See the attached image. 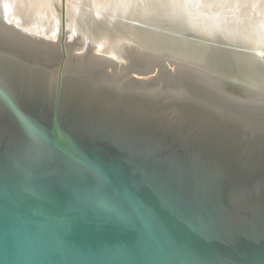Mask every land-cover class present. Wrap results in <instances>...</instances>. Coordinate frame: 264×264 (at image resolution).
<instances>
[{
	"label": "water",
	"instance_id": "water-1",
	"mask_svg": "<svg viewBox=\"0 0 264 264\" xmlns=\"http://www.w3.org/2000/svg\"><path fill=\"white\" fill-rule=\"evenodd\" d=\"M4 1L0 264H264V47L96 11L70 36L65 0L57 41Z\"/></svg>",
	"mask_w": 264,
	"mask_h": 264
},
{
	"label": "bare ground",
	"instance_id": "bare-ground-1",
	"mask_svg": "<svg viewBox=\"0 0 264 264\" xmlns=\"http://www.w3.org/2000/svg\"><path fill=\"white\" fill-rule=\"evenodd\" d=\"M16 0H5L6 3H14L9 7V20H17L18 24L25 23L32 30L40 31L48 35H56L57 25L45 28L43 22H32L29 18L43 20L48 17L44 8L46 0H19L21 5L15 4ZM18 1V0H17ZM79 6L78 9H68L69 17L74 31L89 30L88 23L95 19L93 11L99 15L100 24L97 30L106 29L107 24L116 27L121 26L127 30L125 19H158L163 24L181 22V27H195L203 34H209L218 39L230 42H242L249 45L264 47V0H70ZM68 2V1H67ZM138 2H140L138 4ZM68 5V3H67ZM47 6V5H46ZM72 11V13H70ZM49 12V11H48ZM185 13V15H184ZM75 14V15H74ZM74 15V17H73ZM198 16V17H196ZM25 17V18H24ZM50 17V16H49ZM231 23L221 24L215 21ZM23 21V22H22ZM25 21V22H24ZM22 22V23H20ZM242 22L244 27L242 26ZM14 23V22H13ZM16 24V23H15ZM17 25V24H16ZM96 25V24H95ZM174 27H177L174 25ZM94 28V30H95ZM112 29V28H111ZM25 30V29H24ZM28 31V30H26ZM32 34L34 31H28ZM110 35V33H109ZM117 37L116 35L112 36ZM104 35L101 47L110 51L117 49V42ZM108 53H113L109 52Z\"/></svg>",
	"mask_w": 264,
	"mask_h": 264
},
{
	"label": "rangeland",
	"instance_id": "rangeland-1",
	"mask_svg": "<svg viewBox=\"0 0 264 264\" xmlns=\"http://www.w3.org/2000/svg\"><path fill=\"white\" fill-rule=\"evenodd\" d=\"M38 1H40V0H38ZM62 1L63 0H46V1H44L45 3H44L43 6L44 7H47L48 10H46V8H44V9L48 13V15L50 14L49 15L50 17L48 16V17L44 18L43 20L36 19V18H33V20H32L31 18H29L32 22H34V21H37V22H40V23L43 22L45 24V28H49V27H51V26H53V25L56 24L57 25V31H56V35H54V36L48 35V34H45V33L43 34V33H41L40 31H37V30H32L31 28H29L28 26H26L25 23H22L23 21L20 22L22 24H18V22H15L17 20H12V21L14 23H16L19 27H21V28H23L25 30H28V31H31V32L34 31L33 33H36V35H39V36H42V37H46V38H50V39H53V40H57L58 41V38L61 37V35H62V10H63V3H62ZM67 3H68V5H67ZM139 3L140 2H138V4ZM15 4L16 5H19V4L21 5V3L19 2V0L18 1L16 0L15 1ZM82 7L83 6H79L75 2H71L70 0H65V8H66V16H67V19H66L67 34L70 35V36H74V33L76 31L73 30V26H72V24L70 22L71 17H69V13L67 11H69L68 9H78L77 14H79L80 13V9H84ZM70 13H72V11ZM74 15H73V17H74ZM184 15H185V13H184ZM196 17H198V16H196ZM215 21L218 22V23H221V24H226V23H228V24L231 23L232 24L233 23L231 21L221 22V21H218L216 19H215ZM240 23H242V22H240ZM244 26H246V25H244L242 23V26L241 27H244ZM261 27H262L261 30L264 31V26L262 25Z\"/></svg>",
	"mask_w": 264,
	"mask_h": 264
}]
</instances>
